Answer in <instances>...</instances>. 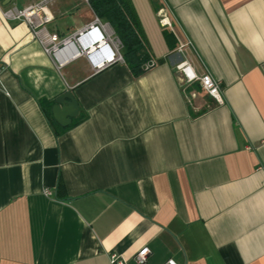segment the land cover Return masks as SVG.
Wrapping results in <instances>:
<instances>
[{
	"label": "crops",
	"instance_id": "obj_1",
	"mask_svg": "<svg viewBox=\"0 0 264 264\" xmlns=\"http://www.w3.org/2000/svg\"><path fill=\"white\" fill-rule=\"evenodd\" d=\"M127 2L155 62L138 77L83 58L57 70L0 17V264H135L142 248L143 264H264V0ZM46 10L59 39L94 17L80 0ZM181 61L220 83L219 103L179 83ZM65 91L77 115L61 127Z\"/></svg>",
	"mask_w": 264,
	"mask_h": 264
},
{
	"label": "built area",
	"instance_id": "obj_2",
	"mask_svg": "<svg viewBox=\"0 0 264 264\" xmlns=\"http://www.w3.org/2000/svg\"><path fill=\"white\" fill-rule=\"evenodd\" d=\"M53 0H42L39 3L28 5L22 9L9 7L0 9V17L4 21L23 22L32 38L40 45L42 52L50 59L55 69H60L66 63L83 58L87 62L91 73L95 74L113 63H124L122 46L114 33L94 15L92 21L74 32L72 35L59 39L56 34L49 33L45 25L51 21V16L46 10L47 5ZM86 5L90 0H80ZM158 23L161 27H170L165 15L159 11ZM189 44V43H187ZM154 62L150 61L145 68H151ZM175 69L178 73L179 83L189 85L197 83L200 88L217 103L220 102L219 82L212 79L206 72L197 76L191 65L186 61L179 62ZM149 251L140 249L133 256L135 264H143ZM109 264H125L116 256H109ZM162 264H176L172 259H167Z\"/></svg>",
	"mask_w": 264,
	"mask_h": 264
},
{
	"label": "trees",
	"instance_id": "obj_3",
	"mask_svg": "<svg viewBox=\"0 0 264 264\" xmlns=\"http://www.w3.org/2000/svg\"><path fill=\"white\" fill-rule=\"evenodd\" d=\"M90 7L96 17L112 28L122 46L121 55L131 75L138 77L150 69L145 68V65L153 60L145 49L135 15L127 0H90ZM162 37L168 49L172 50L176 44L172 33L163 30ZM81 119L79 117L78 121Z\"/></svg>",
	"mask_w": 264,
	"mask_h": 264
},
{
	"label": "water",
	"instance_id": "obj_4",
	"mask_svg": "<svg viewBox=\"0 0 264 264\" xmlns=\"http://www.w3.org/2000/svg\"><path fill=\"white\" fill-rule=\"evenodd\" d=\"M5 5L8 1L1 0ZM53 120L61 127H65L70 120L77 115V104L70 91H65L54 100V104L50 108Z\"/></svg>",
	"mask_w": 264,
	"mask_h": 264
},
{
	"label": "rangeland",
	"instance_id": "obj_5",
	"mask_svg": "<svg viewBox=\"0 0 264 264\" xmlns=\"http://www.w3.org/2000/svg\"><path fill=\"white\" fill-rule=\"evenodd\" d=\"M113 32V31H112Z\"/></svg>",
	"mask_w": 264,
	"mask_h": 264
}]
</instances>
